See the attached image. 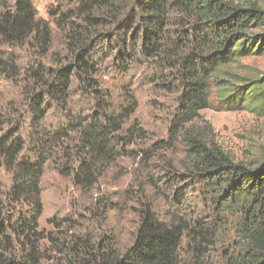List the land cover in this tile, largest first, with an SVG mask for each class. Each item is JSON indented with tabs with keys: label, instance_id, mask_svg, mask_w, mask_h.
<instances>
[{
	"label": "trees",
	"instance_id": "16d2710c",
	"mask_svg": "<svg viewBox=\"0 0 264 264\" xmlns=\"http://www.w3.org/2000/svg\"><path fill=\"white\" fill-rule=\"evenodd\" d=\"M49 15L52 22L39 18L32 0H0V44L26 49L39 63L29 70L23 111L0 119L9 124L0 134V170L11 175L8 187L0 180V264L51 259L57 264H210L219 224L162 220L149 204L141 209L133 242L124 251L110 237L95 242L80 235L74 221L68 222L64 238L40 226L42 178L56 154L62 153L61 171L77 187L90 189L119 157L134 151L150 160L151 154L179 143L188 158L184 184L206 185L219 220L238 215L235 249L221 264H264V159H236L195 124L200 111L211 106L212 82L221 86L226 105L264 109V74H235L239 84L223 79V65L264 52V7L257 0H74L51 8ZM57 38L64 54L52 52L61 59L47 69L39 59L49 55ZM106 39L115 42L122 73L135 62L153 64L151 80L172 81L176 107L168 140L140 152L128 150L149 136L138 120L125 127L137 107L134 96L127 106L113 109L99 82L93 53ZM1 56L0 66L13 70ZM76 82L94 95L96 107L89 115L71 114L67 123L45 127L47 108L53 102L66 109ZM97 204L103 210L108 200L100 198ZM52 223L65 231L64 223ZM48 252L56 257L48 258Z\"/></svg>",
	"mask_w": 264,
	"mask_h": 264
},
{
	"label": "rangeland",
	"instance_id": "374dc122",
	"mask_svg": "<svg viewBox=\"0 0 264 264\" xmlns=\"http://www.w3.org/2000/svg\"><path fill=\"white\" fill-rule=\"evenodd\" d=\"M39 18L52 22L49 15L51 8L62 4L67 6L74 0H32ZM242 1V0H236ZM264 7V0H257ZM115 42L103 40L94 51L100 68L99 82L105 92L111 96L113 109L129 104V96H134L137 107L125 125L138 120L146 129L149 139L137 140L128 150L140 152L160 140L169 139L172 117L176 107V93L172 91V81L157 78L151 80L155 73L153 64L135 62L127 73L120 69L121 57L116 56ZM64 54L62 42L55 39L51 52L40 58L47 69H54L60 59L54 57ZM5 58L15 67L4 70L0 66V119L17 117L23 111V101L27 87L31 84L30 68L39 65L38 58L23 48L8 47L0 44V60ZM223 79L241 83L234 75L254 76L264 74V52L239 57L223 65ZM222 79V80H223ZM229 84L232 89L236 85ZM226 85V84H224ZM221 86L212 82L211 106L200 111L195 121L209 141H215L229 150L238 160L251 161L264 159V109L247 107H230L222 99ZM220 95V96H219ZM47 108L45 127H57L69 121V115L78 117L89 115L96 107L92 93H85L74 83L66 109L57 103ZM0 120V134L9 126ZM28 137V130H24ZM30 144H28V148ZM26 150L29 153V150ZM51 159L42 178V200L44 212L40 219L41 228L64 238L69 223L75 222V231L80 235L92 237L98 242L110 237L120 251H124L135 237L139 215L143 206L149 204L162 220L176 221L179 217L191 222L212 221V226H220L217 244L210 253V264H221L224 256L234 251L236 223L238 215L228 213L222 220L215 216L212 195L204 183L190 182L184 184L182 174L187 173L188 158L185 146L181 143L170 150H161L151 154V159L136 155L133 151L125 154L109 168L99 182L90 189L77 187L72 178L61 171L62 153ZM180 176V177H179ZM11 175L0 170V180L5 187L10 185ZM100 198H106L108 205L102 210L97 204ZM52 220L64 223L59 231ZM61 234V235H60ZM46 255L56 257V253ZM59 254V253H57ZM59 257L61 255H58ZM52 260V259H51ZM47 260L44 264H57L56 260Z\"/></svg>",
	"mask_w": 264,
	"mask_h": 264
}]
</instances>
